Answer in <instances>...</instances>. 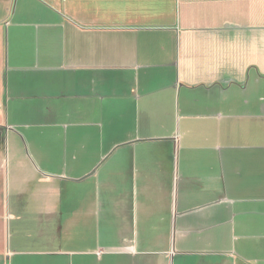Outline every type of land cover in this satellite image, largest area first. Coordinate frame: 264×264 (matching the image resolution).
Wrapping results in <instances>:
<instances>
[{"label":"crops","instance_id":"crops-1","mask_svg":"<svg viewBox=\"0 0 264 264\" xmlns=\"http://www.w3.org/2000/svg\"><path fill=\"white\" fill-rule=\"evenodd\" d=\"M0 264H264V0H0Z\"/></svg>","mask_w":264,"mask_h":264},{"label":"rangeland","instance_id":"rangeland-1","mask_svg":"<svg viewBox=\"0 0 264 264\" xmlns=\"http://www.w3.org/2000/svg\"><path fill=\"white\" fill-rule=\"evenodd\" d=\"M93 224H94V223H92V224H88V227H87V230H88V231L95 229V227H94Z\"/></svg>","mask_w":264,"mask_h":264}]
</instances>
